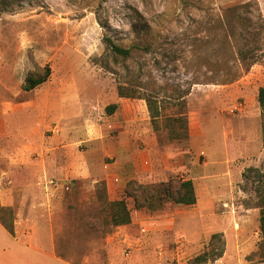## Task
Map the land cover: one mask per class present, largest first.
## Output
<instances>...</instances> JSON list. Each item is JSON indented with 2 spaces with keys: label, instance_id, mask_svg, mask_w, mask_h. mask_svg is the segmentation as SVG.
I'll use <instances>...</instances> for the list:
<instances>
[{
  "label": "rangeland",
  "instance_id": "374dc122",
  "mask_svg": "<svg viewBox=\"0 0 264 264\" xmlns=\"http://www.w3.org/2000/svg\"><path fill=\"white\" fill-rule=\"evenodd\" d=\"M251 1L258 7L238 14L264 18V0H0L7 138L0 149L35 146L49 151L56 172L73 166L81 173L51 177L56 209L46 223L58 255L74 264H109L112 257L136 264H264L257 254L259 213L246 212L256 207L255 178H244L264 165L258 103L264 56L245 70L225 42V11ZM233 23L239 31L240 22ZM106 39L132 49L131 57H113ZM46 67L48 81L24 91L26 78ZM120 87L155 102L159 129L146 101L120 98ZM188 91L195 95L186 132L169 118L183 112L180 96ZM112 105L118 108L110 114ZM244 133L259 150L227 157V138L240 141ZM16 174L10 178L20 181ZM115 177L123 190L131 180L154 186L191 180L197 204L167 203L152 212L129 201V229L113 228L98 195L105 184L110 200L123 198L109 194ZM18 209L15 216L0 206L7 225L27 219Z\"/></svg>",
  "mask_w": 264,
  "mask_h": 264
},
{
  "label": "crops",
  "instance_id": "0c3cea01",
  "mask_svg": "<svg viewBox=\"0 0 264 264\" xmlns=\"http://www.w3.org/2000/svg\"><path fill=\"white\" fill-rule=\"evenodd\" d=\"M195 92L188 96L187 107H190V98ZM3 110L0 115V148L2 142L7 140L5 124L3 121ZM152 125V124H151ZM6 133V132H5ZM137 138L139 136H136ZM142 137V136H140ZM226 140L227 157L233 151H238L242 155H253L257 152V142L244 133L240 141ZM49 151H40L31 145H21L15 151L0 149V206L2 208H12L16 216V208L19 210V216L27 219L13 223V234H11L4 224L0 221V264H74L67 258L60 256L56 251V243L53 241V229L47 226V216L55 213L56 198L53 196V186L49 184L54 175L73 176L74 170L80 175L79 168L65 167L56 172V167H51L46 158ZM46 155V156H45ZM64 170V171H63ZM56 172V174L54 172ZM72 171V172H71ZM20 178V181L11 179L13 173ZM78 178V177H77ZM112 181V179H110ZM108 180V190L112 197L122 193L123 186L118 184L119 179L115 177V182L111 185ZM93 187L97 181L93 182ZM57 184V182H56ZM29 190L27 191V189ZM83 201V199L81 200ZM18 206V207H16ZM21 206V207H20ZM27 206V207H26ZM28 211L26 212V210ZM246 212L258 215L259 209L248 208ZM44 216V219L40 218ZM129 226L120 227L121 230L129 229ZM128 236V235H127ZM261 241V235L257 233ZM131 246V239L127 238ZM109 264H136L135 262L125 263L123 260L117 261L112 257Z\"/></svg>",
  "mask_w": 264,
  "mask_h": 264
},
{
  "label": "trees",
  "instance_id": "16d2710c",
  "mask_svg": "<svg viewBox=\"0 0 264 264\" xmlns=\"http://www.w3.org/2000/svg\"><path fill=\"white\" fill-rule=\"evenodd\" d=\"M258 4L254 1L248 2L240 7L230 8L225 11V42L229 49L235 51L236 59L241 65H245V70L248 66H253L258 63L261 57L264 56V35L260 37L261 32L264 33V18L260 14L257 18L249 16H240L238 10L247 11L248 9ZM260 12V10H259ZM234 20L240 22V30L238 31L237 26L233 23ZM234 24V25H233ZM259 30V32H254ZM236 33H239L238 35ZM239 37V38H238ZM107 51L113 57H120L125 60L131 57L132 49H125L115 44L111 39L105 40ZM51 75V70L46 67L42 72L36 76H28L25 81L23 90L31 92L39 86L45 84ZM238 75L230 82L235 81ZM190 91L180 96V100L183 101V112L176 114L174 117L169 118L172 125H179L178 129H183L187 132V101L186 98L190 95ZM119 97L127 99H143L133 96L125 92L123 87L119 88ZM146 101L147 108L150 114V119L154 130L159 129L157 121L160 117L158 108L155 106V102L149 97L144 98ZM179 100V102H180ZM258 103L263 115L262 131L264 136V87H261L258 91ZM118 108V105H112L107 108L110 114H113ZM186 135V134H185ZM172 139H179V134L176 130L170 132ZM264 140V138H263ZM244 178L254 179L255 178V193L257 197L256 207L259 209V229L261 235V241L258 247V256L260 260L264 262V165L261 169H249L245 174ZM115 182V178L110 180L111 185ZM123 198L119 200H110L108 198L107 187L104 184V193L98 195V200L103 202L107 212V218L110 222L111 227L120 228L129 226L132 223V213L129 208V201H131L136 210H147V211H159L162 210L167 203H172L179 207H190L197 204V195L194 183L191 180H178L168 181L162 186L144 185L136 182L135 180L129 181L122 191ZM0 221L4 224L6 229L13 234V224L7 225L2 217ZM217 237L214 235L213 238ZM223 255V253H222ZM220 255L219 257H221ZM202 259V258H200Z\"/></svg>",
  "mask_w": 264,
  "mask_h": 264
},
{
  "label": "built area",
  "instance_id": "2783aa9c",
  "mask_svg": "<svg viewBox=\"0 0 264 264\" xmlns=\"http://www.w3.org/2000/svg\"><path fill=\"white\" fill-rule=\"evenodd\" d=\"M50 184L51 185H54V184H56V182L55 181H51Z\"/></svg>",
  "mask_w": 264,
  "mask_h": 264
}]
</instances>
